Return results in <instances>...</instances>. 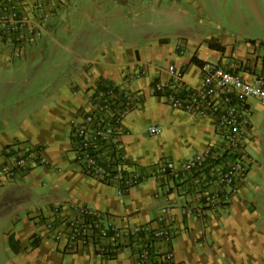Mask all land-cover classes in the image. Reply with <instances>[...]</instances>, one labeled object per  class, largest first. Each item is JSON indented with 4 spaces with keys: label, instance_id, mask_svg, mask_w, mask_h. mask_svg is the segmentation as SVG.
<instances>
[{
    "label": "crops",
    "instance_id": "obj_1",
    "mask_svg": "<svg viewBox=\"0 0 264 264\" xmlns=\"http://www.w3.org/2000/svg\"><path fill=\"white\" fill-rule=\"evenodd\" d=\"M20 1V10L34 22L43 19L33 41H23V34L0 38V164L13 162L29 147L38 149L43 164L0 185V198L8 203L0 212L3 219L42 229L43 215L54 208L73 214L83 207L100 212L104 224L154 228L159 209L167 207L179 263L264 264V165L252 154L260 134L252 124H264V107L256 99L245 102L251 166L226 202L205 207L200 215L182 213L210 190L214 182L206 172L216 170V162L201 174L147 177L166 161L178 167L219 136L215 114L199 118L172 109L152 92V83L169 81L173 68L183 73L186 85L199 87L201 68L193 60L254 83L264 75V0ZM36 2L41 6L33 10ZM139 68L144 75L133 78ZM101 81L130 92L138 103L122 121L117 149L100 152L105 160L123 157V170L147 177L122 197L115 183L84 175L73 161L70 126L88 109ZM151 126L158 128L155 134L148 133ZM221 156L220 165L232 161ZM19 211L23 219L13 216ZM12 233L4 237L8 245L21 241ZM10 249L26 264H133L134 259L131 250L101 255L79 244L64 250L47 237L31 248Z\"/></svg>",
    "mask_w": 264,
    "mask_h": 264
},
{
    "label": "built area",
    "instance_id": "obj_2",
    "mask_svg": "<svg viewBox=\"0 0 264 264\" xmlns=\"http://www.w3.org/2000/svg\"><path fill=\"white\" fill-rule=\"evenodd\" d=\"M21 6L20 0H0V38L23 34L22 40L30 42L39 37L43 18L34 22V18L20 10ZM40 6L36 2L33 10H38ZM201 73L202 81L197 88L186 85L182 79L183 73L173 68L168 70L169 81H154L151 85L152 92L172 109L199 118L213 114L217 116L219 136L216 144L207 145L178 167L166 161L147 175L148 178L161 180L165 176L177 178L190 173L201 174L213 168L216 162L217 169L206 172L214 182L209 185L210 190L201 195L197 203L182 210L183 214L197 210L200 215L203 208H213L218 203L226 202L228 196L236 191L237 184L244 179L251 163L245 150L250 126V112L245 102L248 98L256 99L264 107V75L254 83H245L216 64L203 65ZM141 75H144L143 68H139L132 77ZM88 103V109L79 112L70 126L73 161L84 175L102 184L115 183L118 186L116 193L122 197L147 177L135 170H123V157L110 155L105 160L100 152L107 146H114L113 151L117 149L115 141L122 133V121L138 107V103L130 92L106 81L96 85ZM147 131L155 134L158 128L151 126ZM222 154L232 156V161L220 165ZM39 164H43V160L39 157L38 149L29 147L13 162L0 164V185ZM62 210L53 209L50 223L57 224V235L69 231V246H92L101 255H113L118 249L131 250L133 264H181L175 260L172 250L170 224L173 217L169 215L167 207L159 209L154 228L149 225L120 228L111 223L104 224L100 221V212L95 209L72 208L70 218L62 215V212H68ZM159 245L165 250L160 251Z\"/></svg>",
    "mask_w": 264,
    "mask_h": 264
},
{
    "label": "rangeland",
    "instance_id": "obj_3",
    "mask_svg": "<svg viewBox=\"0 0 264 264\" xmlns=\"http://www.w3.org/2000/svg\"><path fill=\"white\" fill-rule=\"evenodd\" d=\"M251 122V116L249 123ZM253 128H257L258 126V132L260 133L259 136L256 138L258 144L256 145L258 150L255 152L252 151V154L254 155L255 159L261 158L263 160L264 165V124H252ZM218 127V126H217ZM255 130V129H254ZM260 154H257V153ZM251 166V163H250ZM43 192L42 190H39V193ZM8 203L6 202L5 198H0V212H4L6 210ZM63 211V210H62ZM44 216L43 215V221L41 224L42 229L35 228V225L31 226L32 229H24L22 226L18 223H8L6 220H4V216L0 215V264H26L25 262L22 263V258L15 256L14 252L11 248H21V247H34L38 243L40 244L43 241V237H47L48 243L54 244V246L59 245L64 250H72L75 245L69 246L67 244V234L68 232H64L63 234L57 235V224L50 223L51 215ZM62 215H65L66 218H70L71 215L69 212H62ZM13 216L17 219H23L25 214L22 211H19L18 214H13ZM15 219V220H16ZM56 221V219L54 220ZM59 222V221H58ZM39 227V226H38ZM37 229V230H36ZM13 231H16L18 236L21 238L20 240L13 241L10 246L7 244L5 238L9 234H11ZM15 232L12 233V236H15ZM22 236H26L27 240H24ZM5 237V238H4ZM15 238V237H13ZM87 246V245H86Z\"/></svg>",
    "mask_w": 264,
    "mask_h": 264
},
{
    "label": "trees",
    "instance_id": "obj_4",
    "mask_svg": "<svg viewBox=\"0 0 264 264\" xmlns=\"http://www.w3.org/2000/svg\"><path fill=\"white\" fill-rule=\"evenodd\" d=\"M211 47H213L212 45H210ZM198 66H199V68H201L204 64L203 63H201V62H198V61H195V60H193ZM6 150H9L10 148L7 146L6 148H5ZM14 152L12 151V154H13ZM9 241V243L11 242L10 241V239L8 240ZM10 245V244H9ZM12 247V246H11Z\"/></svg>",
    "mask_w": 264,
    "mask_h": 264
}]
</instances>
